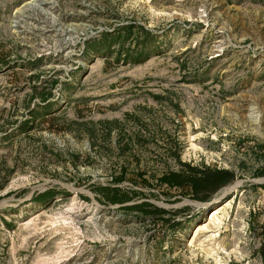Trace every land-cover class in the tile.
I'll list each match as a JSON object with an SVG mask.
<instances>
[{
  "label": "rangeland",
  "instance_id": "obj_1",
  "mask_svg": "<svg viewBox=\"0 0 264 264\" xmlns=\"http://www.w3.org/2000/svg\"><path fill=\"white\" fill-rule=\"evenodd\" d=\"M0 264H264V0H0Z\"/></svg>",
  "mask_w": 264,
  "mask_h": 264
},
{
  "label": "trees",
  "instance_id": "obj_2",
  "mask_svg": "<svg viewBox=\"0 0 264 264\" xmlns=\"http://www.w3.org/2000/svg\"><path fill=\"white\" fill-rule=\"evenodd\" d=\"M105 37H112L111 35H105ZM180 176L174 175V176H170V177H163L161 179H159V182L168 185L169 187H174V186H182L181 185V181L179 180ZM230 178V174L228 172L225 171H217L214 172L213 174H210L207 176V178H205V182H201V180L198 181H193V188L194 190L199 189L200 187H206L209 188L210 186H220L223 185L226 180ZM40 198H44L46 197V195H40ZM49 197V196H48ZM110 200L112 202H117L119 200H115L113 198H110Z\"/></svg>",
  "mask_w": 264,
  "mask_h": 264
},
{
  "label": "bare ground",
  "instance_id": "obj_3",
  "mask_svg": "<svg viewBox=\"0 0 264 264\" xmlns=\"http://www.w3.org/2000/svg\"><path fill=\"white\" fill-rule=\"evenodd\" d=\"M213 204L207 205L205 208L208 209V207H211ZM229 206V205H228ZM209 210V209H208ZM220 210V209H219ZM222 211V210H221ZM219 213V211H218ZM217 214V213H216Z\"/></svg>",
  "mask_w": 264,
  "mask_h": 264
}]
</instances>
